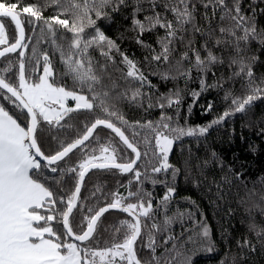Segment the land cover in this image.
<instances>
[{"label": "trees", "instance_id": "1", "mask_svg": "<svg viewBox=\"0 0 264 264\" xmlns=\"http://www.w3.org/2000/svg\"><path fill=\"white\" fill-rule=\"evenodd\" d=\"M72 2L73 0H60L59 4H53L52 0H24L26 5L39 6L45 17L61 12L65 14L60 18L69 20L74 18L76 11L71 8ZM76 2L83 5L84 0ZM187 2L190 8L195 5L194 25L200 31H193V25H186L187 32H178L177 39L170 46L167 63L163 58L160 61L152 59L153 55L162 52L158 40L165 36L166 30L156 26L148 31L149 21L145 17L154 15V3L155 11L161 13L162 20L175 22L172 12L164 7L168 0H126L123 5H118L117 0H113L112 7H118L119 10L113 11L112 7H107L103 11L109 15L97 20V27L137 64L146 80L141 85L140 81L125 78L127 65L122 62V57L113 50V59L109 60L100 54L99 48L93 46L89 49V55L93 58L97 74L102 77L97 90L110 92L109 105L114 104V110L122 114L127 123H121L116 117L108 116L97 107L91 112L81 110L71 113L70 118H66L65 128L54 134L65 144L71 143L84 133L85 125L90 126L97 118L109 119L139 149L141 158L136 168L142 175L137 181L134 172L121 173L115 168L93 169L83 182L70 223L74 232L80 234L87 226L84 217L94 215L101 206L111 203L114 193L128 197L130 191L136 192L139 189L145 205L148 201L152 203L150 216L141 217L142 225L146 226L142 228L141 237L134 245L141 261H150L153 255L147 247L151 232L156 241L154 254L160 258L161 264H164L166 257L174 255L165 251L172 249L173 245L185 253L190 264H264V236L257 235V231L264 228V95H260L243 112L235 111L237 105L232 100H242L250 94L248 78L246 75L233 76L234 72L239 71L237 65L230 66V58L237 56L235 39L227 34L222 37L219 28L230 26V21H221L220 16L227 9H234L236 0H225L227 9H222L215 0L207 8L204 4L209 0ZM239 4L241 14L255 19L257 31L264 29V0H239ZM89 14L96 19L94 11ZM133 18L145 24L146 30L142 35L140 29L133 25ZM0 19L5 25L8 40L6 44L15 41L18 34L15 24L10 18ZM22 22L25 29L23 44L27 47L0 58V76L16 86L21 62L19 53L23 51L26 77L35 82L46 54L54 69L55 84L81 92L73 84L72 78L64 75L65 68L57 50V44H62L67 50L72 34L55 25L57 36L54 44L43 20L35 21L24 14ZM85 31L86 36L94 34L92 28ZM237 34L243 35L242 30H237ZM218 38L232 40V44L217 45ZM137 39L142 40L143 44L137 43ZM206 42L207 50L204 47ZM6 44H1L0 47ZM240 46L243 51L239 56L251 66L255 84L264 88V42L257 38L247 44L241 41ZM194 50L199 51L202 58H206L208 51H211L224 62L220 63L218 60L209 65L208 70L201 71L195 66ZM185 52L188 53V59L182 60ZM101 65H107L106 70H102ZM163 74H167V78ZM201 81L204 82L203 87ZM137 89L140 95L133 102L129 98L132 91ZM125 92L126 97L117 98L120 93ZM81 94L91 96L86 88ZM5 95L4 90H0V107H4L13 118H18L21 126H25L26 111L22 112L16 104L5 99ZM169 99L179 102L169 106ZM161 103L164 107L160 106ZM225 112L229 115L220 120ZM162 116L171 128H182L185 131L189 128H208L203 135H184L174 141L169 163L173 169L179 170L175 176L172 169L160 173L151 171L160 162L153 154L154 133L141 127L148 122L155 125L161 121ZM217 120L219 123H213ZM162 129L161 127L160 130ZM169 133L171 136L176 135L171 131ZM39 143L46 154H52L60 146L50 138L47 129L39 136ZM101 145L109 146L110 151L115 149L118 162H128L133 158L131 150L114 132L98 127L84 146L74 150L65 161L60 162V167H75L86 154H93V150L95 155L100 156ZM44 175L49 179L57 197L62 196L65 200L74 191L78 179L76 173L69 172L63 175L61 184L57 185L55 179L60 178L59 172L45 170ZM153 179L157 182L153 183ZM169 187L175 191L165 207L163 197L168 193ZM137 202L136 197H128L124 201L125 204ZM63 207L62 205L61 208ZM89 209L92 211L89 212ZM166 217L171 221L167 225ZM125 220L132 221V218L115 210L104 213L97 222L93 237L80 244L94 250H103L115 243H122L127 229L121 222ZM51 223L57 233L61 234V239L73 241L70 237L63 236L61 223L55 220ZM153 224L158 225L159 230L152 228ZM252 224L257 226L256 230H251ZM205 227L208 230L206 238L203 236ZM190 237L195 243L189 240ZM245 241L248 243L245 244ZM116 264H127V260L117 257Z\"/></svg>", "mask_w": 264, "mask_h": 264}, {"label": "snow or ice", "instance_id": "2", "mask_svg": "<svg viewBox=\"0 0 264 264\" xmlns=\"http://www.w3.org/2000/svg\"><path fill=\"white\" fill-rule=\"evenodd\" d=\"M52 3L59 4L60 0H52ZM125 3L126 0H117L118 5ZM209 3H214V0H209L208 3L204 4V7L207 8ZM215 3H218L222 9H227L225 0H215ZM112 6L113 0H84L83 5L73 0L71 8L76 11L74 12V18L69 20L68 18H60L61 15L65 14L61 12L45 17L39 6L26 5L24 0H0V18H10L15 24L18 33L15 43L0 51V56H4L7 52H15L18 48L27 47L22 43L25 39L22 22L24 14L34 18L35 21L43 20L53 37L54 44H56L57 36L54 26L59 25L72 34L67 50L62 44H57V50L60 52L61 62L65 68L64 75L70 76L73 84L81 90V92H77L55 84L54 69L46 54L43 56V74L39 76L38 82H32L26 77L25 64L23 62L25 53L23 51L19 53L21 62L19 65L18 87L10 83L4 76H0V90H4L6 93L5 99L16 104L22 112L26 110L27 113L25 117L27 123L25 126H21L18 123V118H13L4 107H0V264H97V257L100 264H116V257L121 260H127V264H161L160 258L154 254L156 241L151 232L149 233V243L147 244V247L153 253L151 260L147 262L141 261L134 249L137 239L141 237L142 228L146 226L142 225L141 217L148 218L152 212L151 201H148L147 205H145L139 189L136 192L130 191L128 193V197L137 198V203L125 204L124 201L128 197H122L118 193H114V199L111 203L105 207H100L94 215L84 217L87 226L86 230L81 234L74 232L70 223V216L73 210L77 208L81 183L90 169L115 168L121 173L134 172L137 181L140 180L142 175L136 168L137 161L141 158V153L121 128L117 127L109 119L97 118L90 126L85 125L86 130L84 133L71 143L65 144L54 134L55 131L65 128L66 118H70L71 113L81 110L91 112L97 107L108 116L116 117L121 123H127L123 115L114 110L115 105H109L110 92L97 90V85L102 83V77L97 74L93 66V58L89 55V49L95 46L99 48L102 56L112 60L111 52L115 50L122 57V62L127 65L125 78L140 81L141 85L146 80L144 74L138 69L137 64L121 52L116 42L108 38L97 27V20L109 15L103 9ZM164 7L172 12L175 22L162 20L161 13L155 11L154 3L152 7L154 15L145 17V19L149 21L148 31H151L156 26L166 30L165 36L158 40L162 47V52L153 55L152 59L160 61L163 58L167 63L169 62L170 46L177 39V33L181 31L187 32L188 28L185 27L186 25H193V31L196 32H199L200 29L194 25L193 12L195 5L190 8L187 0H168ZM112 10L118 11L119 9L118 7H112ZM93 11L96 19H93L89 14ZM220 20L230 21V26H221L219 32L222 37L227 34V36L235 39L234 47L237 56L243 51L240 46L241 41L247 44L250 40L259 38L261 42H264V29L258 32L255 19H249L241 14L239 0H236L234 9H227L220 16ZM29 22L31 23L32 21L30 20ZM133 25L140 29L141 35L146 30L145 24L135 18H133ZM87 28L94 29V34L86 36L85 30ZM237 30H242L243 35H238ZM61 38L66 39V37ZM180 39L182 40L183 37ZM6 43H8V40L5 25L0 22V44ZM137 43L143 44V41L137 39ZM221 43L232 44V40L216 39L217 45ZM204 47L207 50V42ZM193 54L195 56V66L201 71L208 70V66L217 63L218 60L220 63L224 62L211 51H208L206 58H202L199 51L194 50ZM237 56L230 58V66L237 65L239 67V71L234 72L233 76H247V86L250 89V94L242 100L234 98L232 103L237 105L235 108L236 112H243L260 95H264V88L255 84L251 66L244 62L242 56H239V58ZM181 59H188V53L185 52ZM106 68L107 65H101L102 70H106ZM163 75L164 78H167V74ZM201 84L203 87L204 82L201 81ZM113 87H115L114 83ZM85 88L91 93V96L81 94ZM139 95L140 92L137 89L132 91L129 99L135 102ZM124 97H126V92L120 93L117 98ZM12 98L15 99L12 100ZM68 100L75 101L74 107L67 105L66 102ZM178 102V100L169 99L168 105L171 106L173 103ZM160 106L164 107L162 103ZM209 109H211V105H209ZM228 115L229 113L225 112L224 116L220 117V120ZM137 123L139 124V122ZM213 123H219V120L213 121ZM99 126L111 129L127 148L131 149V152L135 154V159L119 163L115 154L116 150L112 149L110 151L109 146L101 145L100 156L95 155V150H93V154H86L75 167L61 168L60 162L65 161V158L70 153H73L74 150L84 146L85 142L90 140ZM141 127L150 129L154 133L155 152L153 154L157 156L160 163L159 166L152 167L151 171L160 173L172 169L173 176L179 171L178 169H173V166L168 162L174 141L184 135L193 136L197 133L203 135L208 131L206 127L189 128L187 131L182 128H171L163 116L161 121L155 125L152 122H148L145 125H141ZM161 127L176 133V135L169 136L166 132L160 130ZM45 129H47L50 138L57 141L60 145L59 149L52 154H46L39 143V136L44 134ZM45 170L61 174L59 179H55L57 185L61 184L64 174L69 172L77 174L78 180L75 190L66 200L62 196L58 198L57 194L52 190L49 179L44 175ZM152 182L156 183L157 181L153 179ZM129 183L131 184V181ZM174 191V188H168V193L163 197L165 207L167 206L166 202L171 198V194ZM62 205L64 206L63 208H61ZM109 209H119L127 213L132 217V221L125 220L121 222L122 225H126L127 229L123 242L115 243L112 247L103 250H94L89 247L81 248L76 243L61 239V234L57 233L51 223L55 220L57 223L62 224L65 238L70 237L75 241L85 242L93 237L97 222ZM91 211L89 209V212ZM170 222V218L166 217L165 225ZM250 227L251 230L257 229L255 224ZM152 228L159 230V226L156 224H153ZM257 235L264 236V228H260L257 231ZM203 236L205 238L208 236L206 227L203 230ZM189 240L195 243V240L191 237ZM167 243L168 241L166 240L165 244ZM247 243L245 241V244ZM165 251L174 253V255L166 257L164 264H190L189 258L176 245H173L172 249H166Z\"/></svg>", "mask_w": 264, "mask_h": 264}, {"label": "water", "instance_id": "3", "mask_svg": "<svg viewBox=\"0 0 264 264\" xmlns=\"http://www.w3.org/2000/svg\"><path fill=\"white\" fill-rule=\"evenodd\" d=\"M24 31H25V29H24ZM18 38V34H17V37H16V39ZM16 39H15V41H16ZM15 41H13V42H11V43H9V44H6V45H4V46H2V47H0V51H3L5 48H7V47H9L11 44H13V43H15ZM24 41V40H23ZM23 41H22V43H23ZM20 48H18L16 51H18ZM9 53H13V52H7V53H5V55H7V54H9ZM4 55V56H5ZM3 56H0V58H2ZM10 95V94H9ZM13 99H15V98H13ZM18 103V102H17ZM26 111V110H25ZM117 126V125H116ZM99 127H103V126H99ZM118 127V126H117ZM111 130V129H110ZM112 131V130H111ZM116 135V134H115ZM126 135V134H125ZM117 136V135H116ZM118 137V136H117ZM119 138V137H118ZM120 139V138H119ZM121 141V140H120ZM122 142V141H121ZM123 143V142H122ZM124 144V143H123ZM125 145V144H124ZM138 149V148H137ZM131 150V149H130ZM138 151H139V149H138ZM140 152V151H139ZM132 159H135V154L133 153V158ZM118 162V161H117ZM139 162V160L137 161V163ZM119 163H125V162H119ZM93 169H98V168H93ZM93 169H90L87 173H86V175H85V178H86V176H87V174L90 172V171H92ZM85 178H84V180H85ZM78 180V179H77ZM84 180H83V182H84ZM83 182L81 183V188H82V185H83ZM75 190V189H74ZM80 195V194H79ZM78 201V200H77ZM107 205V204H106ZM106 205H103V206H101V207H105ZM99 210V209H98ZM97 210V211H98ZM110 210H115V211H119V212H122V213H124V214H126V215H128L127 213H125V212H123V211H121V210H119V209H109V211ZM129 216V215H128ZM131 217V216H130ZM132 218V217H131ZM84 230H86V227H85V229ZM83 230V231H84ZM82 231V232H83ZM81 232V233H82ZM80 233V234H81ZM72 239V238H71ZM74 242H76V243H82V242H80V241H75L74 239H72ZM134 249H135V247H134Z\"/></svg>", "mask_w": 264, "mask_h": 264}, {"label": "rangeland", "instance_id": "4", "mask_svg": "<svg viewBox=\"0 0 264 264\" xmlns=\"http://www.w3.org/2000/svg\"><path fill=\"white\" fill-rule=\"evenodd\" d=\"M0 22L3 23L2 19H0ZM0 45H1V44H0ZM43 64H44V61H43ZM43 64H42V69H41V71H40L39 76L43 74ZM39 76H38V79H37L35 82H38V80H39ZM18 85H19V77H18V82H17L16 86L18 87ZM57 86H59V85H57ZM111 96H112V95H111ZM112 97H113V96H112ZM113 98H114V97H113ZM66 103H67V105L70 106V107H74V105H75V101H72V100H68ZM161 131H164V132H166V134H168L169 136H171L168 130L162 129ZM169 155H170V153H169ZM168 162H169V158H168ZM159 163H160V162H159ZM159 163H158L155 167L159 166ZM68 242L76 243V242H74V241H68ZM76 244H80V243H76ZM80 247H81V248H86L87 246L84 245V244H80ZM118 258H119V257H118ZM109 259H111V257H109ZM116 259H117V257H116ZM96 260H97V264H100V262H99V258H98V257L96 258Z\"/></svg>", "mask_w": 264, "mask_h": 264}]
</instances>
